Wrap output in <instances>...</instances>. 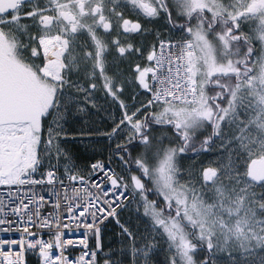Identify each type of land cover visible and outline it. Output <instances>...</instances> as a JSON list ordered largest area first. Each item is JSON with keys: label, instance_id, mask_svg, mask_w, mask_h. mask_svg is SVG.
Segmentation results:
<instances>
[{"label": "snow or ice", "instance_id": "snow-or-ice-1", "mask_svg": "<svg viewBox=\"0 0 264 264\" xmlns=\"http://www.w3.org/2000/svg\"><path fill=\"white\" fill-rule=\"evenodd\" d=\"M0 264H264V0H0Z\"/></svg>", "mask_w": 264, "mask_h": 264}, {"label": "water", "instance_id": "water-1", "mask_svg": "<svg viewBox=\"0 0 264 264\" xmlns=\"http://www.w3.org/2000/svg\"><path fill=\"white\" fill-rule=\"evenodd\" d=\"M258 170L264 172V164L258 165Z\"/></svg>", "mask_w": 264, "mask_h": 264}, {"label": "flooded vegetation", "instance_id": "flooded-vegetation-1", "mask_svg": "<svg viewBox=\"0 0 264 264\" xmlns=\"http://www.w3.org/2000/svg\"><path fill=\"white\" fill-rule=\"evenodd\" d=\"M0 56H2V53H0Z\"/></svg>", "mask_w": 264, "mask_h": 264}]
</instances>
